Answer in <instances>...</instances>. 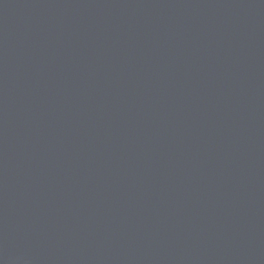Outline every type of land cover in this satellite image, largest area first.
<instances>
[{"label":"water","instance_id":"obj_1","mask_svg":"<svg viewBox=\"0 0 264 264\" xmlns=\"http://www.w3.org/2000/svg\"><path fill=\"white\" fill-rule=\"evenodd\" d=\"M0 264H264V0H0Z\"/></svg>","mask_w":264,"mask_h":264}]
</instances>
